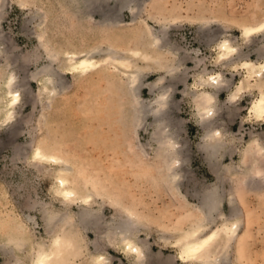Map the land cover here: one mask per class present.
Listing matches in <instances>:
<instances>
[{"label":"rangeland","instance_id":"1","mask_svg":"<svg viewBox=\"0 0 264 264\" xmlns=\"http://www.w3.org/2000/svg\"><path fill=\"white\" fill-rule=\"evenodd\" d=\"M114 13L108 7L84 10L77 0H0V72L16 71L21 93L15 119L0 127V264H31V255L48 247L63 224L77 247L61 264H93L98 253L111 263L129 264L109 242L107 224L118 217L113 201L142 218L138 236L150 246V264H190L178 257L175 231L203 222L202 195L216 183V172L224 202L207 231L219 222L238 223L236 237L223 247L224 264H264V173L249 180L239 165L252 137L264 144V120L250 115L259 88L256 78L245 77L246 69L232 67L244 58L256 60L264 48V34L245 42L241 30L262 21L264 0H133ZM153 36L162 50L149 47ZM225 38L247 57L238 54L225 66L216 62L217 44ZM112 47L153 51L164 66L144 67L138 95L148 100L168 89L165 116L176 130L182 163L176 184L166 175L165 159L153 151V118L141 127L134 121L124 68L106 61L102 50ZM65 52H96L101 64L71 75L62 67ZM45 67L56 74L50 96L39 87ZM218 73L224 87L216 95L214 124L223 132V154L210 160L192 89L199 75ZM244 79L251 85L230 98ZM37 147L73 167L69 177L82 196L97 194L89 204L95 226L78 222L75 229L81 206L58 198L57 166L36 161L31 153ZM16 242H22L18 251Z\"/></svg>","mask_w":264,"mask_h":264},{"label":"bare ground","instance_id":"2","mask_svg":"<svg viewBox=\"0 0 264 264\" xmlns=\"http://www.w3.org/2000/svg\"><path fill=\"white\" fill-rule=\"evenodd\" d=\"M77 1H79L80 7L84 10L108 7L109 11L111 10L113 13H116L117 10L128 7L133 0H114L115 4H111V0ZM241 30L245 42H250L254 36L264 34V17L259 23L243 25ZM148 32L146 31L145 33L147 34ZM158 39L159 38L153 36L148 42L150 45L149 47L161 48ZM102 50L106 51V61H112V63L114 61L116 65H120L124 68L121 70V74L126 80L124 88L133 96L132 98L129 94L133 99L132 108L136 125L140 127L144 126L148 117L153 118L152 125H154V131L150 134V141L153 142V151L163 157L162 159H165V171L170 181L175 184L178 183L182 177L180 171L182 163H179L181 157H179L180 151L175 140L176 130L173 123L170 121L171 119L167 120L165 116L169 103L167 95L168 89L155 94L153 98L148 100H142L138 95V89L140 87L139 82L144 67H150L153 65L156 69H162L164 66L158 60V56L152 53L153 51L151 52L146 49L141 48L121 51L112 47ZM99 51L100 50L96 52ZM2 53L3 50L0 43V57L2 56ZM95 53L83 52L78 54L75 52H65L63 53V57L66 64L62 67L65 72L71 75L85 73L100 66L101 62L99 61L101 58L99 61L96 60ZM238 54H242V57H247L248 55L242 52L240 53L239 48L233 44L232 40L225 38L217 44V54L214 59L222 66L228 64L231 65L232 59ZM139 60H142L145 65L141 66ZM238 66H242L246 69L245 77H248L249 80L256 78V86L259 88V93L255 100L252 101L250 115L256 120L262 121L264 120V48L257 50L256 60L244 58L241 62L232 64L233 68ZM54 74L55 73H53L49 67H45L42 75L38 78L39 87L45 96H50L57 88V85L54 82ZM221 77L222 75L219 73L216 75H199L192 89L194 92L192 94L194 96L193 100L196 107L195 115L197 120L205 125L203 139L210 160H213L214 158L218 159V157L223 154L220 151L223 146V132L219 126H215L214 124L217 121L215 118L218 108L216 95L218 91L224 87V79H221ZM245 84L249 86L251 85L247 79H244L230 92V98L236 97ZM19 86L20 83L17 77V72L12 69L3 70L0 74V127L2 125L10 124L15 119L16 109L20 104L21 93L19 91ZM31 156L38 162L57 166V169L55 170L57 171V174L53 178L55 179L54 187L56 195L62 202L65 204H80L81 212L79 214V219L75 222V229L77 231L79 230L77 225L78 222L84 228L85 226H95L96 224L93 225L94 210L89 207V204H92L91 202L97 197V194L91 192L87 196H82L78 190L73 188L72 180L69 177L70 173H72L73 167H70L63 158L50 154L41 147L35 148L32 151ZM211 163L217 167L215 162L211 161ZM239 165L240 170L249 173V180L262 176L264 173V144L260 143L259 138L252 137L241 150ZM216 173V183L202 195L201 211L203 213V222H197L193 225L191 224L192 226L189 225V228L187 229L175 231L176 237L174 236L175 238L173 242L178 248V257L184 263L224 264V259H222L224 258L223 247L237 235V221L231 223L219 222L216 228L207 231L209 222L213 221L215 213L222 209L224 202V194L221 192L223 183L222 175L218 172ZM112 204L114 205L118 217L107 224V233L110 236L109 242L119 250L129 264H150L149 262L152 258V254L148 251L150 246L147 245L144 240L141 241L138 236L142 218L138 212L132 210L129 206L117 201H113ZM46 219L49 220L48 217H46ZM29 220L33 223H37L35 216L31 214L29 215ZM59 229L62 233L59 234V231L58 234L55 233L50 245L48 246L46 244L48 247L43 245L31 255V260L29 259L31 264H61V261L77 247L76 236H73L70 226L68 227L63 224ZM21 243L22 242H16L13 246L16 247V249L17 247L20 248ZM91 263L114 264L101 253L95 255Z\"/></svg>","mask_w":264,"mask_h":264}]
</instances>
